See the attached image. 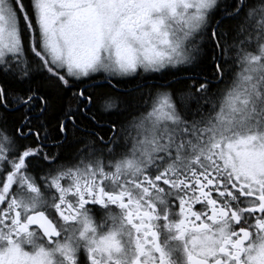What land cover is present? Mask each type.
Here are the masks:
<instances>
[{"label": "snow or ice", "instance_id": "1", "mask_svg": "<svg viewBox=\"0 0 264 264\" xmlns=\"http://www.w3.org/2000/svg\"><path fill=\"white\" fill-rule=\"evenodd\" d=\"M0 264H264V0H0Z\"/></svg>", "mask_w": 264, "mask_h": 264}, {"label": "flooded vegetation", "instance_id": "2", "mask_svg": "<svg viewBox=\"0 0 264 264\" xmlns=\"http://www.w3.org/2000/svg\"><path fill=\"white\" fill-rule=\"evenodd\" d=\"M97 216H98V218H99V217H102V216H103V213H102V212H98V213H97Z\"/></svg>", "mask_w": 264, "mask_h": 264}]
</instances>
